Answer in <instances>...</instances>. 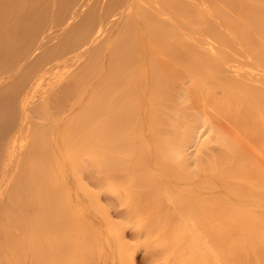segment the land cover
Returning <instances> with one entry per match:
<instances>
[{
	"label": "bare ground",
	"instance_id": "6f19581e",
	"mask_svg": "<svg viewBox=\"0 0 264 264\" xmlns=\"http://www.w3.org/2000/svg\"><path fill=\"white\" fill-rule=\"evenodd\" d=\"M81 173L148 264H264V0H0V264L96 261Z\"/></svg>",
	"mask_w": 264,
	"mask_h": 264
},
{
	"label": "rangeland",
	"instance_id": "374dc122",
	"mask_svg": "<svg viewBox=\"0 0 264 264\" xmlns=\"http://www.w3.org/2000/svg\"><path fill=\"white\" fill-rule=\"evenodd\" d=\"M86 163H87V161H86ZM82 174V173H81ZM81 174H77V176L79 177ZM82 176L85 178V179H82L81 180V178H82ZM80 178V180H81V183H82V185H83V187L84 188H86L85 190H84V188H83V190H82V188H81V193H82V198H81V200H79V201H76V202H74V208H73V210H72V214L74 215V218H75V223H76V225H77V228H79V234H78V240H79V245H80V242H81V244H82V241H80V239L82 238V236L84 237V240H88L89 239V241H90V243L92 244V254H94L95 255V257L97 258H95L96 259V261H97V263H95L94 261V263L92 262V260H91V264H129V261H128V259L127 258H125V261H123L124 259L121 257H119V253H118V250H119V244H120V246H122V243H120L119 241H118V238L116 239V236L115 235H118L117 237H122V236H119V234L121 235V233L123 234L124 233V231H125V234L126 235H128V237L126 238V243L125 242H123L124 243V245H126V246H128V247H130V250H132V249H134L133 248V245L135 244V248H136V252L135 253H137V255H135L136 256V261H137V263L139 262L138 261V259L140 260H142V262H144V263H142L141 262V260H140V262L139 263H142V264H148V262H147V258L148 257H150V254H148V253H146V252H144V249L145 248H141V243H139L138 241H136V239L134 238V237H132V238H134V239H132L131 238V230H133V229H131L130 227H129V225L127 226V228H126V230H124L125 229V225H124V227H123V224H119V225H116V224H118V223H122V222H119V220L117 219V220H112L111 221V219H110V217L111 218H113L112 216L114 215V211H113V209H112V211L113 212H111V207H112V205H111V207L109 206L110 205V200L108 201V202H106V200L107 199H104V197H106L107 195H109L107 192H105V191H102L103 193L102 194H106V196H104V195H102V194H100V196L98 195L99 194V190L97 191V190H95V192L97 193H94L93 191L94 190H92V192H91V190H90V186H92V184L91 183H94V182H92L91 180H90V182L88 183V179L89 178H87V174L86 173H84V175L82 174L81 175V177H79ZM78 182L80 183V181H77V184L76 185H74V188L73 189H76L78 186H79V184H78ZM84 182V183H83ZM85 184V185H84ZM91 184V185H90ZM90 185V186H89ZM93 188L95 187L96 188V186H95V184H94V186H92ZM92 189V188H91ZM97 189V188H96ZM86 191V192H85ZM100 191V192H101ZM67 192H68V190H67ZM84 192V193H83ZM72 193V195L75 197V195H76V193H75V191H73V192H71ZM75 193V194H74ZM91 193H93V194H91ZM84 194H86V195H84ZM92 195V197L94 198L93 199V201H92V197H90ZM87 196V197H86ZM96 196V197H95ZM102 196V197H101ZM100 197V198H99ZM90 198H91V200H90ZM99 200H98V199ZM108 198H110V196L108 197ZM90 200V201H89ZM101 200V201H100ZM98 201H100L99 203H98ZM91 202V203H90ZM93 202V203H92ZM78 203V204H77ZM107 203V204H106ZM91 204H93V205H91ZM99 204L101 205V206H99ZM93 206V207H92ZM104 206H105V208H106V206H108L107 208H109L108 209V213H109V215H112V216H110L109 218L108 217H105V213H107V211H106V209H104ZM84 207V208H83ZM95 208V210H93ZM104 209V210H102V209ZM76 210V211H75ZM98 210H100V212L102 213V214H100V213H97V212H99ZM110 210V211H109ZM103 211H105V213L103 212ZM77 212V213H76ZM86 212V214L84 215V213ZM104 213V214H103ZM108 213H107V215H108ZM110 213H112V214H110ZM69 215H70V217L71 218H73L72 216L73 215H71V213L69 212ZM82 215V216H81ZM89 215V216H88ZM108 215V216H109ZM101 216H104V218L102 217V218H100ZM86 217V219L88 218V220H86V219H84ZM78 218H79V220L81 221V223L80 224H82V228L83 229H81L79 226V223H78ZM103 219H107V222L110 224V223H112V222H114V224L112 223L111 225H109L108 223L106 224L105 222L106 221H104ZM114 219V218H113ZM86 220V221H85ZM109 220V221H108ZM118 221V222H117ZM92 222V223H91ZM100 225V230H99V232L97 231L96 232V234H95V229H96V225ZM113 225H114V227H113ZM110 226V227H109ZM116 226H118L117 227V229L119 228L120 230H118V232H117V230H115L114 228L116 227ZM131 226V225H130ZM121 227V228H120ZM86 228V229H85ZM123 228V229H122ZM131 229V230H130ZM78 230V229H77ZM82 230H83V232H82ZM88 230V231H87ZM124 230V231H123ZM129 230H130V232H129ZM114 231H116V232H114ZM121 231V232H120ZM89 235H88V234ZM114 233H117V234H114ZM93 234V235H92ZM86 235H88V236H91L92 238H94V240H90V238L91 237H88V238H86ZM99 237H98V236ZM81 237V238H80ZM96 238H100L99 240L98 239H96ZM117 240V242H116V240ZM133 240V242H130L129 240ZM83 240V241H84ZM131 240V241H132ZM96 241V242H95ZM121 241V240H120ZM128 241V242H127ZM110 242V243H109ZM117 243V244H116ZM129 244V245H128ZM131 244V245H130ZM123 245V246H124ZM97 246V247H96ZM122 246V247H123ZM140 246V247H139ZM125 247V246H124ZM132 247V248H131ZM143 247V246H142ZM95 248V249H94ZM96 248H98L97 250H96ZM100 252H99V251ZM137 250L139 251V252H137ZM97 253V254H96ZM98 253H99V257H98ZM131 253V252H130ZM147 254H148V257L147 258H145L146 256H147ZM116 256V257H115ZM128 256V255H127ZM115 257V258H114ZM87 258V257H86ZM92 258H94V256L92 257ZM88 259V258H87ZM89 260V259H88ZM138 263V264H139Z\"/></svg>",
	"mask_w": 264,
	"mask_h": 264
}]
</instances>
